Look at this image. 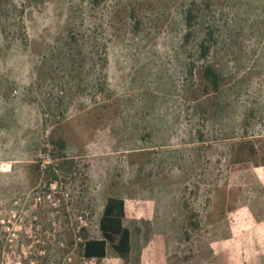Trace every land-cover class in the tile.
<instances>
[{
	"label": "rangeland",
	"instance_id": "rangeland-1",
	"mask_svg": "<svg viewBox=\"0 0 264 264\" xmlns=\"http://www.w3.org/2000/svg\"><path fill=\"white\" fill-rule=\"evenodd\" d=\"M48 142L77 172L57 208L37 159ZM26 155L30 192L0 191V264H99L82 245L110 197L126 202L136 257L205 261L231 211L263 205L264 0H0V157L14 161L0 169Z\"/></svg>",
	"mask_w": 264,
	"mask_h": 264
},
{
	"label": "crops",
	"instance_id": "crops-1",
	"mask_svg": "<svg viewBox=\"0 0 264 264\" xmlns=\"http://www.w3.org/2000/svg\"><path fill=\"white\" fill-rule=\"evenodd\" d=\"M39 128V125L35 124V150L41 143ZM28 151L25 150V154L29 153ZM27 155L25 159L19 161L21 166L18 169H0V191L2 193L24 195L32 189L35 172L32 166H28L32 160ZM10 162H14L13 159L0 157L1 164ZM261 202L263 203L262 209L254 210V205L244 204L231 211L224 220L226 234L221 240L222 243L216 245L214 242L216 238L211 237L213 243L208 245L206 260L199 264H264V199ZM124 225L131 231L132 252L129 261L125 262L117 252L110 255L108 248L107 257L98 260L99 264H182L181 259L174 262L173 259H170L171 255L166 252H155L156 254L153 255L146 253L142 255V259L136 257L134 232L128 225L126 226L125 221ZM100 238H102V233Z\"/></svg>",
	"mask_w": 264,
	"mask_h": 264
},
{
	"label": "trees",
	"instance_id": "trees-1",
	"mask_svg": "<svg viewBox=\"0 0 264 264\" xmlns=\"http://www.w3.org/2000/svg\"><path fill=\"white\" fill-rule=\"evenodd\" d=\"M186 20L189 31L185 35V39L188 43L193 36L192 28L196 20V14L193 10L187 12ZM215 43L216 39L214 38V33L210 32L200 47L201 60L207 61L209 59L212 47ZM204 78L208 83L205 88L207 94H209L211 88L215 92L220 90L222 79L213 65L206 64L204 66ZM61 145H63V143H60V146ZM126 206V202L123 199L115 197L108 198L103 215L100 219L102 238L86 239L85 243L82 245L83 255L86 259H105L107 257L108 248L111 247L125 262L129 261L132 245L131 231L124 225L127 216Z\"/></svg>",
	"mask_w": 264,
	"mask_h": 264
},
{
	"label": "built area",
	"instance_id": "built-area-1",
	"mask_svg": "<svg viewBox=\"0 0 264 264\" xmlns=\"http://www.w3.org/2000/svg\"><path fill=\"white\" fill-rule=\"evenodd\" d=\"M54 128H49L46 131V138H50L51 131ZM53 149L54 147L50 142H48L44 148H42L37 155L38 159V165H39V170L40 174L42 176V189L45 190V193H47V199L53 202L54 207H60L62 204V201L68 202L69 199V194H65L64 192V184L65 181H69L75 176H77V172L75 169H72L68 174H64L62 169L60 168V163L64 164L66 160H62L61 162L53 156ZM62 164V165H63ZM52 174V178L50 180L46 179V177ZM45 182V183H44ZM44 183V184H43ZM40 186V187H41ZM57 195H61L60 197H57ZM84 216L80 217V220H83ZM4 223V222H2ZM83 231V228H79L77 233L80 235V241L82 240L81 237V232ZM85 241H83V244ZM84 257V255H83ZM85 260L90 261V262H97L98 259L93 258V259H86Z\"/></svg>",
	"mask_w": 264,
	"mask_h": 264
}]
</instances>
